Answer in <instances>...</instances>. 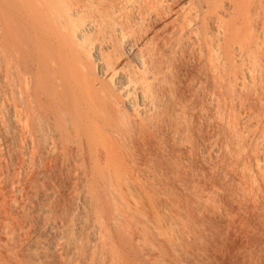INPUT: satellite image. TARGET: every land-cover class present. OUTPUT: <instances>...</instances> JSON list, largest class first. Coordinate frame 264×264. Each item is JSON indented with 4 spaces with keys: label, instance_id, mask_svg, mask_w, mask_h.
I'll return each mask as SVG.
<instances>
[{
    "label": "bare ground",
    "instance_id": "bare-ground-1",
    "mask_svg": "<svg viewBox=\"0 0 264 264\" xmlns=\"http://www.w3.org/2000/svg\"><path fill=\"white\" fill-rule=\"evenodd\" d=\"M0 264H264V0H0Z\"/></svg>",
    "mask_w": 264,
    "mask_h": 264
}]
</instances>
